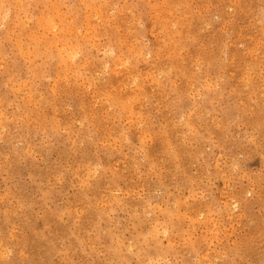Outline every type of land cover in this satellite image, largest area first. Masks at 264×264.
<instances>
[{"label":"rangeland","instance_id":"1","mask_svg":"<svg viewBox=\"0 0 264 264\" xmlns=\"http://www.w3.org/2000/svg\"><path fill=\"white\" fill-rule=\"evenodd\" d=\"M0 264H264V0H0Z\"/></svg>","mask_w":264,"mask_h":264}]
</instances>
